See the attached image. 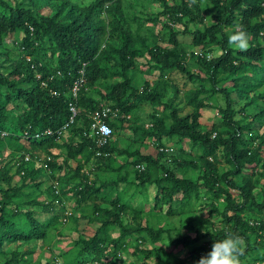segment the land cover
Wrapping results in <instances>:
<instances>
[{
    "label": "trees",
    "instance_id": "obj_1",
    "mask_svg": "<svg viewBox=\"0 0 264 264\" xmlns=\"http://www.w3.org/2000/svg\"><path fill=\"white\" fill-rule=\"evenodd\" d=\"M155 1L160 11L144 22L166 29L170 48L159 45L153 31L141 35L136 16L123 11L124 0H93L88 6L69 0H0V146L16 167L10 176L8 164L0 166V264H29L36 254L44 255L50 236L66 229L77 233L74 248H51L45 259L115 264L129 252V240L141 245L170 238L169 230L148 225L145 213L153 210L167 217L187 214L185 234L171 240L169 248L187 250L205 240L190 250L199 261L215 241L235 234L244 241L239 264H264V0ZM204 1L214 12L209 25H204ZM130 20L138 22L136 29ZM176 25L184 31L174 30ZM189 25L195 26L192 33H187ZM238 31L248 34L245 51L229 42ZM182 36L189 38L190 53ZM13 50L20 60L10 58ZM139 58H147L146 68L159 71V80L180 74L194 89L174 106L163 102L158 84L135 87L132 72ZM189 58L200 63L199 73L190 72ZM225 81L228 85L222 86ZM216 95L224 98V107L217 109L220 120L203 126V110ZM102 105L118 112L105 119L112 138L125 130L135 109L150 107L149 126L133 122L131 132L149 138L155 153L120 150L111 140L100 146L98 136L91 135L90 113ZM167 143L179 150L180 159L169 160L172 166L165 160ZM184 144L189 151L180 147ZM115 158L123 164L115 166ZM34 160L45 163L46 182L39 177L44 166L26 171ZM69 160L76 168L60 176ZM109 167L134 174L132 182L125 177L110 187L134 186L141 201L135 203L133 195L125 200L121 192L115 198L100 196L101 187L89 176ZM187 170L197 173L194 180ZM15 176L19 184L12 185ZM152 185L154 208L148 209L145 192ZM34 190L46 199L32 197ZM204 201L208 216L219 218L223 229L202 232L190 217V209ZM65 204L83 213L65 211ZM184 208L189 210L183 213ZM136 252L138 246L132 255ZM142 254L143 264L153 258L151 251Z\"/></svg>",
    "mask_w": 264,
    "mask_h": 264
},
{
    "label": "rangeland",
    "instance_id": "obj_2",
    "mask_svg": "<svg viewBox=\"0 0 264 264\" xmlns=\"http://www.w3.org/2000/svg\"><path fill=\"white\" fill-rule=\"evenodd\" d=\"M70 2L77 4L79 6H88L93 0H69ZM124 13H127L130 17L136 16V20L142 25V32L141 35H148L149 31H153L155 35L159 36V39L157 42L159 45L165 48H170L171 46L166 42L168 32L166 29H163L161 25H153L150 23H145L144 21L147 18H150L151 15H155L160 11V6L156 3L155 0H124ZM169 3H177L179 4L181 1L185 0H166ZM203 8V17L205 18L204 25H209L211 22H213V9H211V6L204 1L201 4ZM135 22L134 20L128 21L132 29H136L138 22ZM149 27V28H148ZM197 29H202V25H198L196 27ZM184 27L182 25H176L174 30H178L180 32L184 31ZM195 29V26L189 25L187 27V33H192ZM21 37V36H20ZM181 42L184 45V49L187 53H190L192 51L189 43L188 36H182ZM10 49L12 48L11 42L7 45ZM10 58L13 60L21 59L20 55L18 54L17 50H13ZM19 59V60H20ZM147 58H139L137 61V70L132 72V78H133V84L137 88L143 87L146 83L150 84V88H154L157 84L159 87L164 90H160L163 94V102L165 103H173L174 106L179 105L181 101H183V96L194 89L193 84L189 82V80L186 79L185 76L180 74H165L164 78L162 80H159L158 76L160 75L158 70L146 68ZM191 69L190 72L199 73L200 69V63H197L195 59H190L187 62ZM202 75V74H201ZM203 76V75H202ZM158 78V79H157ZM110 83V81H108ZM222 86L228 85V83L225 81L221 84ZM180 108L182 105L179 106ZM224 107V98L221 95H216L212 98L210 101V107L205 108L203 110V116L200 118L199 122L203 126H211L214 123L217 124L220 120V117L217 113V109ZM150 107H140L139 109H135L132 114H129V119L125 122V130L118 131L116 135L111 139L115 143L116 148L123 150L128 149L130 151L133 150H139L142 154H153L155 153V150L153 148L152 141L147 138L146 136H143L140 132L137 134H133L131 132V125L133 122H136L137 125H143L144 129H146L147 126H149V114L151 112ZM188 109H186V112ZM262 129L260 130L259 134H262ZM135 140V141H134ZM169 150L167 155V158L165 159L167 161V164H170L169 160L171 157L179 158L178 156V148L174 147L172 143H167ZM173 147V148H172ZM182 149H186L189 151V146L184 144V147L180 146ZM194 153V151H193ZM192 153V154H193ZM190 155V154H188ZM195 155H199V152H196ZM9 155L6 153H3V146H0V166L4 167L7 164V168L9 170V175H13L15 173V166H13V162H15V159L13 162H11V159L8 157ZM18 157L19 155H15ZM180 159V158H179ZM178 159V160H179ZM61 163L62 158L58 159ZM115 166L116 165H122L123 160L122 158H115ZM65 165V164H64ZM221 165H224V168L227 167L224 162L221 160ZM43 167L46 169L44 173H40V179L45 181L49 177V172L47 167L45 166V163L41 160H34V162H29L26 171H33L35 169H38L39 167ZM77 166V163L74 161L69 160L66 165L64 166L61 173H59L60 176H63L66 173H69L73 171ZM169 166H172L170 164ZM113 168H104L103 170L95 171L93 174L89 176L90 181L96 185V187H101V197H104L105 195H110L112 198L117 197L120 193V195L125 200H130L132 195L134 196V202L137 203V201L140 199L139 194H136V189L134 186H131L129 184L120 185L119 190L114 189L110 187V184L112 182H116L119 179L127 178L129 182L133 181V173L126 171H113ZM89 170V168H87ZM189 170V169H188ZM189 172V176L194 180L196 178L197 173ZM92 171V168H91ZM90 171V173H91ZM19 184L18 177L15 176V180L12 183V185ZM105 185L106 187L102 189V186ZM107 193V194H106ZM156 193L155 187L152 185L150 186L147 191L145 192V199L147 201V208H154V196ZM32 197L39 201H44L46 199L45 195H39L35 190L32 192ZM141 201V200H139ZM205 202L199 203L198 205L192 207L190 209L191 216L194 219L197 220L199 227L202 232L209 231L213 232L215 230L223 229V225L220 222L219 218H216L214 216H208V208H204ZM105 206L107 207L108 205ZM65 211H70V209H77L76 207H73L71 204H65L64 206ZM219 207H223V204L220 203ZM86 210H88V206H86ZM166 209H164L165 211ZM189 209L184 208L181 212L185 213ZM77 215L80 216L83 211L81 209H77ZM175 211H179L175 207ZM145 217L147 220V223L149 226L153 228H162L164 230L170 231V238L165 236L164 240L159 243H153L151 241H147L143 244L135 245L136 243L133 240L128 241V247L126 248L129 250L126 254H121L119 256V259L116 261L115 264H143L144 256L142 254V251L148 250L152 252L153 258L146 261V264H198V261L196 260L198 258V255L195 254V257H191L190 250H193L195 248H198L205 244L207 241H199L197 244L192 245L189 249L183 250L182 248L176 249V248H169L168 244L171 240H176L179 234L184 235L185 230L183 227H185L186 217L187 214L184 215L182 218L173 215V216H165L160 212H157V210H153L151 212H146ZM185 218V220H183ZM94 229L98 228V225L96 223L90 224ZM191 237H194V234H191ZM77 238V233H75L73 230H63L61 234L54 233L52 236H50L46 242V244L43 246L42 253L46 256H50L51 254V248L54 250H63L66 251L69 248L73 249L74 244L73 241ZM135 246H138V252L135 253V256L132 255V249H134ZM29 249L33 250L35 249V245L29 247ZM44 255H35L33 256V259L29 262V264H51L53 261H55L57 264L60 263V260L57 257H54L52 261H48V259H45ZM43 256V257H42ZM85 260V259H84ZM83 260V261H84ZM82 261V263H83ZM244 264V263H243Z\"/></svg>",
    "mask_w": 264,
    "mask_h": 264
},
{
    "label": "clouds",
    "instance_id": "obj_3",
    "mask_svg": "<svg viewBox=\"0 0 264 264\" xmlns=\"http://www.w3.org/2000/svg\"><path fill=\"white\" fill-rule=\"evenodd\" d=\"M233 47L245 51L249 47V37L244 31H238L229 36ZM244 247V241L235 234L227 235L222 240L213 243L211 251L202 256L198 264H239V253Z\"/></svg>",
    "mask_w": 264,
    "mask_h": 264
},
{
    "label": "built area",
    "instance_id": "obj_4",
    "mask_svg": "<svg viewBox=\"0 0 264 264\" xmlns=\"http://www.w3.org/2000/svg\"><path fill=\"white\" fill-rule=\"evenodd\" d=\"M82 84V81H81ZM79 90V84H76L72 89L73 96H76L77 92ZM73 115H76V110H71ZM118 112L111 110L107 106H100L97 110L90 113V119H91V135H97L98 136V144L100 146L105 145L109 140L112 138V130L110 126L105 122V119L109 117H117ZM72 123V119L70 121ZM5 135L4 133L2 134ZM28 161V159H25ZM140 170H143L142 167H137Z\"/></svg>",
    "mask_w": 264,
    "mask_h": 264
}]
</instances>
